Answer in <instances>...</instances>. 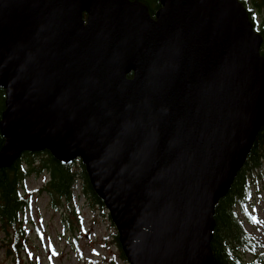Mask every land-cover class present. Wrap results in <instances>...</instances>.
I'll list each match as a JSON object with an SVG mask.
<instances>
[{
    "label": "water",
    "instance_id": "water-1",
    "mask_svg": "<svg viewBox=\"0 0 264 264\" xmlns=\"http://www.w3.org/2000/svg\"><path fill=\"white\" fill-rule=\"evenodd\" d=\"M262 43L239 0H163L156 19L0 0V165L81 160L129 264H217L216 206L264 127Z\"/></svg>",
    "mask_w": 264,
    "mask_h": 264
},
{
    "label": "trees",
    "instance_id": "trees-1",
    "mask_svg": "<svg viewBox=\"0 0 264 264\" xmlns=\"http://www.w3.org/2000/svg\"><path fill=\"white\" fill-rule=\"evenodd\" d=\"M144 4L153 19L162 8L163 0H131ZM244 6L250 4V0H239ZM256 6L264 9V0H257ZM249 20L257 27L252 18V12L248 11ZM84 21L87 14L83 15ZM257 32L263 39L261 55L264 58V22ZM130 78L132 75L129 76ZM6 93L0 88V125L6 110ZM5 145L0 130V151ZM264 127L260 131L251 153L247 157L243 168L237 174L234 183L226 197L221 199L216 206L215 229L211 241V249L217 264H264V254L256 256L253 261H247L243 255L253 254L256 243L239 221L235 208L240 207L247 214L246 205L249 202L251 191L256 188L258 192H264ZM47 176L48 180L36 192L39 196L48 199V208L54 212H61L69 216L79 215L80 212L74 202V189L78 182L81 185V196L89 203L91 210H106L104 201L95 192L89 174L81 160L72 165H63L55 159L49 151L41 153H24L12 167L0 165V229L7 237L4 241L12 247L10 255L19 256L23 248L24 228L23 223L26 213L31 209V197L24 196L25 182L30 177ZM110 219L111 216L109 215ZM80 221V220H79ZM113 222V221H112ZM65 224V221H64ZM114 224V223H113ZM115 241L121 251V256L126 259L119 235H114ZM105 264H115L110 261Z\"/></svg>",
    "mask_w": 264,
    "mask_h": 264
},
{
    "label": "rangeland",
    "instance_id": "rangeland-1",
    "mask_svg": "<svg viewBox=\"0 0 264 264\" xmlns=\"http://www.w3.org/2000/svg\"><path fill=\"white\" fill-rule=\"evenodd\" d=\"M245 7L253 12L258 29L264 22V9L257 8L255 12L250 4ZM45 179L48 177L42 175L30 177L25 182V192L22 193L31 197L32 204L24 219L25 234L19 256L8 254L12 247L4 243L7 237L0 229V264H105L111 260L115 264H129L121 256L114 238L118 232L107 209L104 213L97 208L91 210L81 196L78 182L74 202L80 214L69 216L54 212L48 208V199L36 194ZM245 208L247 214L240 207L235 210L245 231L256 243L253 254L243 255L251 262L264 254V192H258L255 186Z\"/></svg>",
    "mask_w": 264,
    "mask_h": 264
},
{
    "label": "flooded vegetation",
    "instance_id": "flooded-vegetation-1",
    "mask_svg": "<svg viewBox=\"0 0 264 264\" xmlns=\"http://www.w3.org/2000/svg\"><path fill=\"white\" fill-rule=\"evenodd\" d=\"M252 1V2H251ZM257 0H250V6H252L253 7V9H254V11L255 12H257V6H256V4H255V2H256ZM261 10H263V9H261ZM252 12V11H251ZM255 16H253V12H252V18H253V20L255 21V18H254ZM260 28V27H259ZM259 28H258V30H259ZM257 30V29H256Z\"/></svg>",
    "mask_w": 264,
    "mask_h": 264
}]
</instances>
